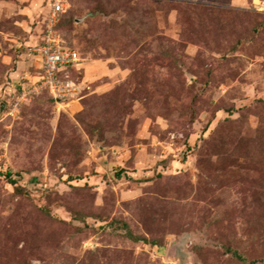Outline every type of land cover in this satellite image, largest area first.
<instances>
[{"label": "rangeland", "instance_id": "374dc122", "mask_svg": "<svg viewBox=\"0 0 264 264\" xmlns=\"http://www.w3.org/2000/svg\"><path fill=\"white\" fill-rule=\"evenodd\" d=\"M53 1L0 0V264H264V0H65L66 96Z\"/></svg>", "mask_w": 264, "mask_h": 264}, {"label": "built area", "instance_id": "2783aa9c", "mask_svg": "<svg viewBox=\"0 0 264 264\" xmlns=\"http://www.w3.org/2000/svg\"><path fill=\"white\" fill-rule=\"evenodd\" d=\"M67 10L65 0H54L51 6L49 30L42 45L34 48L36 54L42 59L43 81L54 93L59 96H66L73 89L70 81L62 80L58 71L63 67L80 64V58L70 47L62 44L60 37H56L52 25L59 19L61 14Z\"/></svg>", "mask_w": 264, "mask_h": 264}, {"label": "trees", "instance_id": "16d2710c", "mask_svg": "<svg viewBox=\"0 0 264 264\" xmlns=\"http://www.w3.org/2000/svg\"><path fill=\"white\" fill-rule=\"evenodd\" d=\"M60 21H61V19H60ZM60 23V22H59ZM8 174H10V173H8ZM13 182H14V180H12ZM238 254V253H237Z\"/></svg>", "mask_w": 264, "mask_h": 264}]
</instances>
